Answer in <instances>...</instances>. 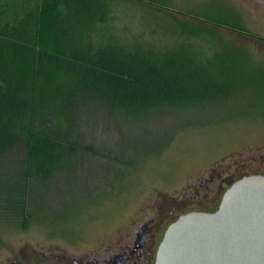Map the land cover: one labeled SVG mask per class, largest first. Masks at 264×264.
I'll list each match as a JSON object with an SVG mask.
<instances>
[{"label": "rangeland", "instance_id": "rangeland-1", "mask_svg": "<svg viewBox=\"0 0 264 264\" xmlns=\"http://www.w3.org/2000/svg\"><path fill=\"white\" fill-rule=\"evenodd\" d=\"M206 1L110 0L93 41L111 36L155 50L192 43L223 71L237 66L230 95L201 109L117 120L95 104L81 109L77 150L32 179L27 226L0 224V264H64L117 252L139 223L155 216L161 232L154 264L180 214L214 211L234 181L264 174V48L231 30L264 36V16L241 0Z\"/></svg>", "mask_w": 264, "mask_h": 264}, {"label": "trees", "instance_id": "trees-1", "mask_svg": "<svg viewBox=\"0 0 264 264\" xmlns=\"http://www.w3.org/2000/svg\"><path fill=\"white\" fill-rule=\"evenodd\" d=\"M110 12V0L0 6V224L27 226L32 179L77 150L81 109L95 104L116 120L184 112L221 104L235 88L237 66L223 71L192 43L94 42Z\"/></svg>", "mask_w": 264, "mask_h": 264}, {"label": "water", "instance_id": "water-1", "mask_svg": "<svg viewBox=\"0 0 264 264\" xmlns=\"http://www.w3.org/2000/svg\"><path fill=\"white\" fill-rule=\"evenodd\" d=\"M154 264H264V174L234 181L214 211L180 214Z\"/></svg>", "mask_w": 264, "mask_h": 264}, {"label": "flooded vegetation", "instance_id": "flooded-vegetation-1", "mask_svg": "<svg viewBox=\"0 0 264 264\" xmlns=\"http://www.w3.org/2000/svg\"><path fill=\"white\" fill-rule=\"evenodd\" d=\"M213 1L215 3L226 2L231 3V0H208L205 3ZM247 3L251 8L256 10L258 14L264 16V0H241ZM231 29V28H230ZM236 31L246 40L257 43L260 48H264V36L254 33H244ZM201 185H206L200 182ZM159 220L155 216L148 217L142 223H139L134 229V236H129V240L117 252L101 250L97 253H91L86 257L66 258L64 264H152L154 248L158 242L161 232ZM31 261V260H30ZM71 261V263H69Z\"/></svg>", "mask_w": 264, "mask_h": 264}, {"label": "crops", "instance_id": "crops-1", "mask_svg": "<svg viewBox=\"0 0 264 264\" xmlns=\"http://www.w3.org/2000/svg\"><path fill=\"white\" fill-rule=\"evenodd\" d=\"M27 2H29V0H27Z\"/></svg>", "mask_w": 264, "mask_h": 264}]
</instances>
